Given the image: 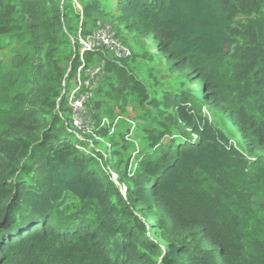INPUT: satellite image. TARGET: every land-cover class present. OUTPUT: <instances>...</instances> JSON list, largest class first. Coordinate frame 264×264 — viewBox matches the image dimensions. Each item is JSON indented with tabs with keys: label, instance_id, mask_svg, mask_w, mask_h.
Returning a JSON list of instances; mask_svg holds the SVG:
<instances>
[{
	"label": "trees",
	"instance_id": "1",
	"mask_svg": "<svg viewBox=\"0 0 264 264\" xmlns=\"http://www.w3.org/2000/svg\"><path fill=\"white\" fill-rule=\"evenodd\" d=\"M0 264H264V0H0Z\"/></svg>",
	"mask_w": 264,
	"mask_h": 264
},
{
	"label": "rangeland",
	"instance_id": "2",
	"mask_svg": "<svg viewBox=\"0 0 264 264\" xmlns=\"http://www.w3.org/2000/svg\"><path fill=\"white\" fill-rule=\"evenodd\" d=\"M73 3H74V7L76 8V10L79 11L78 5L76 4V2H73ZM104 24L105 23H100L101 27H99L98 29L95 30L94 38H91V35H89V37L86 38V40H83L82 38L79 39V43H81V44L83 43V41H85L84 46L82 44L83 49H81V52L92 51L94 49H96V50L105 49L107 52H111V50L116 47V43L114 42V40L112 38V34L110 32L104 38L102 37L101 33L98 32L100 30V28L104 27ZM111 30H112V32L114 31L112 27H111ZM85 47H86V49H84ZM87 48H89V49H87ZM96 66L97 65H95L93 68L96 69L95 68ZM80 68H79V70H80ZM91 74H92V71H91L90 75ZM83 82L84 81L82 80L81 77L79 79H77V84L74 87H73V85L71 86V88L72 87L73 88L71 90L70 96H72L74 92L78 91L79 86L81 88L84 87V85L82 84ZM202 111L207 112V109L205 108ZM132 116H133V113L130 112V114L127 116H121L120 117V116L116 115L113 118H104L103 122L106 125V127H110L108 130V131H110V133L118 130V131H121L122 133H125V134H131L132 131L134 130L133 125H131V122H130V120H132ZM95 119H96V116H95ZM70 121H71V116H70ZM104 126H103V128H104ZM71 128H72L71 131H73L72 132L73 134L75 133L77 135V137H79L80 135H83L84 138L86 139L85 141L88 142L87 146H85V147L83 146V148L85 150L88 151L89 149H91L92 153L91 152H89V153H91L92 155L94 153H101L102 155L104 154L103 149L101 147H103V145L105 147V144L103 141H101V139H99L98 135L96 134V132L99 130V127L97 125V119H96V125L93 128L89 129L88 132L87 131L82 132L83 134H80L78 132L79 130H73L72 124H71ZM89 135L91 137H93V140H91L87 137ZM237 138L238 137H235V139H237ZM73 140H75V138H73ZM95 142H97L98 146H96L94 144ZM110 176H111L112 180H114V181L116 180L117 176L114 172H111ZM119 188H120V190H123V187L119 186Z\"/></svg>",
	"mask_w": 264,
	"mask_h": 264
},
{
	"label": "built area",
	"instance_id": "3",
	"mask_svg": "<svg viewBox=\"0 0 264 264\" xmlns=\"http://www.w3.org/2000/svg\"><path fill=\"white\" fill-rule=\"evenodd\" d=\"M101 33L102 37L104 38L109 32L112 34V38L114 40V42L116 43V47L113 48L111 50V52H113L115 57H124L127 56L129 54L128 50L120 43V41L117 39V37L115 36V33L112 32L111 27L110 26H105L100 28V30L98 31ZM91 38H94L95 36V31L90 34ZM89 37V35L87 36V38ZM109 38V37H108ZM85 41H83V46H84ZM81 44V45H82ZM82 46V49H83ZM86 49V47L84 48ZM89 49V48H87ZM94 68H90L89 70H86L85 72V76L89 79L85 80L82 84L88 88V92L85 94H80L77 97L73 98V103H72V113H73V124L74 126L78 127L79 129H84V130H88L89 128V120H86L84 116H82V110H83V105L90 99L91 97V90L94 87V85L96 84L97 80L94 78V76L100 71L99 68L96 66ZM92 71V74L90 75Z\"/></svg>",
	"mask_w": 264,
	"mask_h": 264
},
{
	"label": "bare ground",
	"instance_id": "4",
	"mask_svg": "<svg viewBox=\"0 0 264 264\" xmlns=\"http://www.w3.org/2000/svg\"><path fill=\"white\" fill-rule=\"evenodd\" d=\"M98 74H100V71L94 76V78L97 80L96 84H98V81H99V75ZM93 88H92V90H93ZM92 90L90 91L91 92L90 99L82 107L83 108V110H82V116H84L85 119L86 120H89V122H90L89 123L88 130L91 129V128H93L96 125V119H95L96 111H95L93 105L91 104L92 103V98H93V92H92ZM88 91H89L88 88H86L85 86L83 88H81L79 86L78 91L74 92L72 96L69 95V107H70L71 124H72L73 130H79L78 132L80 134H83L82 132H84V131H87L88 132V130L79 129L78 127L74 126L73 119H72V117H73V113H72V103H73V98L77 97L80 94H85ZM81 150L84 151V152H86V153H88V151L85 150L84 148H81Z\"/></svg>",
	"mask_w": 264,
	"mask_h": 264
}]
</instances>
